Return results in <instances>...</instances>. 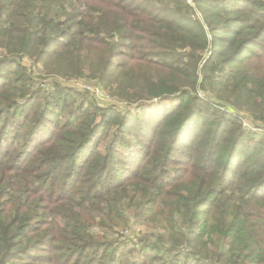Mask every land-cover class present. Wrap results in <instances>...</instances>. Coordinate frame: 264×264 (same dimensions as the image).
<instances>
[{
  "label": "trees",
  "instance_id": "16d2710c",
  "mask_svg": "<svg viewBox=\"0 0 264 264\" xmlns=\"http://www.w3.org/2000/svg\"><path fill=\"white\" fill-rule=\"evenodd\" d=\"M257 130L264 0H0V264H264Z\"/></svg>",
  "mask_w": 264,
  "mask_h": 264
},
{
  "label": "rangeland",
  "instance_id": "374dc122",
  "mask_svg": "<svg viewBox=\"0 0 264 264\" xmlns=\"http://www.w3.org/2000/svg\"><path fill=\"white\" fill-rule=\"evenodd\" d=\"M29 64V63H28ZM71 85H74V86H76V87H79V88H82V87H87V86H89V85H87V84H85V83H83V82H77V81H73V82H71L70 83ZM85 85V86H84ZM91 87V86H90ZM104 94V93H103ZM98 96V95H97ZM98 100H99V102L101 103V104H109V103H111L109 100H107V99H104L103 97L101 98L100 96H99V98H98ZM246 125V124H245ZM258 131V133H263L264 132V130H257Z\"/></svg>",
  "mask_w": 264,
  "mask_h": 264
},
{
  "label": "built area",
  "instance_id": "2783aa9c",
  "mask_svg": "<svg viewBox=\"0 0 264 264\" xmlns=\"http://www.w3.org/2000/svg\"><path fill=\"white\" fill-rule=\"evenodd\" d=\"M85 86V85H84ZM87 88H92V87H90V86H87ZM95 92L97 93V95L98 96H100L101 98L103 97V98H105V94H103L101 91H100V89H95Z\"/></svg>",
  "mask_w": 264,
  "mask_h": 264
}]
</instances>
